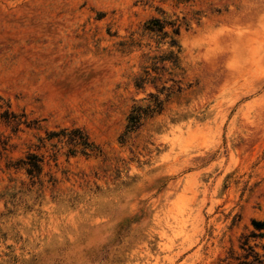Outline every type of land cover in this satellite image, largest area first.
Segmentation results:
<instances>
[{"label": "rangeland", "instance_id": "obj_1", "mask_svg": "<svg viewBox=\"0 0 264 264\" xmlns=\"http://www.w3.org/2000/svg\"><path fill=\"white\" fill-rule=\"evenodd\" d=\"M253 221L264 0H0V264H264Z\"/></svg>", "mask_w": 264, "mask_h": 264}, {"label": "trees", "instance_id": "obj_2", "mask_svg": "<svg viewBox=\"0 0 264 264\" xmlns=\"http://www.w3.org/2000/svg\"><path fill=\"white\" fill-rule=\"evenodd\" d=\"M159 27L160 28H157V31L160 32L161 29H162V26H159ZM171 45L172 46H176L177 45L175 40H171ZM175 60H176V57H174V62H175ZM158 106L159 105H157V107ZM139 117L140 116H134V117L131 118V123L132 124H131L130 127H134L138 123ZM134 123H136V124H134ZM24 164L27 166L26 169H27L28 174H30V175L33 172H35V171H37V172L40 171L38 164L35 161H32L31 159L29 161H27L26 163H24ZM252 223H253L254 228L256 230L263 231L262 233H260V235L254 233L253 237H259V238L264 237V221H253ZM240 247L243 250H248L251 255H254V256L256 255V253L254 252L252 247L248 244V239H245V242H243ZM255 259H257V258H255Z\"/></svg>", "mask_w": 264, "mask_h": 264}]
</instances>
